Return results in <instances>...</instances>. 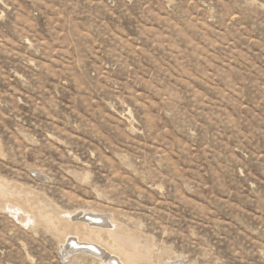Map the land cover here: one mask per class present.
<instances>
[{"label":"rangeland","instance_id":"374dc122","mask_svg":"<svg viewBox=\"0 0 264 264\" xmlns=\"http://www.w3.org/2000/svg\"><path fill=\"white\" fill-rule=\"evenodd\" d=\"M69 231L264 264V0H0V264H112Z\"/></svg>","mask_w":264,"mask_h":264},{"label":"bare ground","instance_id":"6f19581e","mask_svg":"<svg viewBox=\"0 0 264 264\" xmlns=\"http://www.w3.org/2000/svg\"><path fill=\"white\" fill-rule=\"evenodd\" d=\"M13 207L17 210V212H21V209H20L19 205H18V207L17 206H13ZM27 214H28L27 217H29L31 220H33L34 218L36 219L35 214L28 213V212H27ZM72 216H73V213H68L67 216L65 217L69 221V223L70 222L74 223V221L77 219L79 222L81 221L82 224L83 223H86V225L88 224L89 227L90 226L91 227L92 226L95 227L96 224H97V226H98V224H100V225H104L105 227H107V224H108V222L106 221V218L103 217V216H100L98 214H91V215H89V214H87V215L86 214H84V215L79 214L77 216L75 215L76 216L75 218H73ZM103 221L107 222V223L106 224H102ZM97 226H96V228H97ZM108 226H111V225L108 224ZM74 228H75V226H74ZM92 230H93V228H92ZM68 233H69V236L68 237L66 236L67 239L65 238L66 242L64 244L65 247H69V250L65 249V251H67L68 253H69V251L77 250V248H79V247H81V248H92V249H94L96 251L101 252L102 254L106 253V255H107L106 259L109 261V263L111 262L112 264H119V262L116 259H114L115 258L114 255L107 250L108 248L106 249V248L102 247L101 245L97 244L98 242L95 243L92 240H88V241L86 240L85 241L84 238H83L85 236L84 235H83V237L80 236V231H77V232L69 231ZM88 237H89V235H88ZM103 256H105V255H103ZM123 263L125 264L126 262L123 260ZM120 264H121V262H120ZM175 264H177V263H175Z\"/></svg>","mask_w":264,"mask_h":264},{"label":"water","instance_id":"95a60500","mask_svg":"<svg viewBox=\"0 0 264 264\" xmlns=\"http://www.w3.org/2000/svg\"><path fill=\"white\" fill-rule=\"evenodd\" d=\"M103 223H104V221H103ZM102 223V224H103ZM65 249H68L69 250V247H65L64 248V251H65ZM78 250L79 249H82V250H86V251H89V252H93V253H95V254H100L98 251H96V250H94V249H92V248H81V247H79V248H77Z\"/></svg>","mask_w":264,"mask_h":264}]
</instances>
